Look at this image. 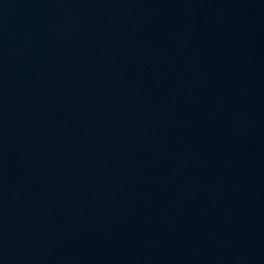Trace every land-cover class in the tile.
I'll return each instance as SVG.
<instances>
[{
    "label": "water",
    "instance_id": "95a60500",
    "mask_svg": "<svg viewBox=\"0 0 264 264\" xmlns=\"http://www.w3.org/2000/svg\"><path fill=\"white\" fill-rule=\"evenodd\" d=\"M0 264H264V0H0Z\"/></svg>",
    "mask_w": 264,
    "mask_h": 264
}]
</instances>
